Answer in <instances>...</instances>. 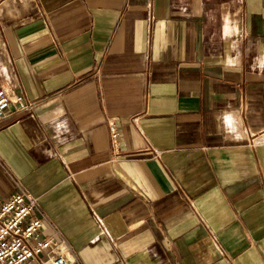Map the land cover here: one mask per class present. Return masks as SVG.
Wrapping results in <instances>:
<instances>
[{"label":"crops","instance_id":"1","mask_svg":"<svg viewBox=\"0 0 264 264\" xmlns=\"http://www.w3.org/2000/svg\"><path fill=\"white\" fill-rule=\"evenodd\" d=\"M0 85V201L79 264H264V0H0Z\"/></svg>","mask_w":264,"mask_h":264},{"label":"built area","instance_id":"2","mask_svg":"<svg viewBox=\"0 0 264 264\" xmlns=\"http://www.w3.org/2000/svg\"><path fill=\"white\" fill-rule=\"evenodd\" d=\"M11 104L17 112L33 111L36 106L35 101L0 85V121L6 118ZM107 125L111 150L118 159L122 152L120 132L111 118ZM46 225L53 226L31 193L20 190L0 201V264H79L58 230L43 235Z\"/></svg>","mask_w":264,"mask_h":264}]
</instances>
